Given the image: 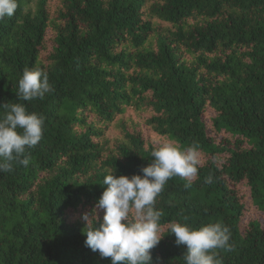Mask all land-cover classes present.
I'll list each match as a JSON object with an SVG mask.
<instances>
[{"label": "trees", "instance_id": "16d2710c", "mask_svg": "<svg viewBox=\"0 0 264 264\" xmlns=\"http://www.w3.org/2000/svg\"><path fill=\"white\" fill-rule=\"evenodd\" d=\"M17 3L0 20V103L44 125L29 165L0 172V264H111L85 245L82 214L105 175L142 174L163 140L197 146L200 165L156 198L151 264H185L172 221H220L223 264H264V0ZM25 68L53 91L18 101Z\"/></svg>", "mask_w": 264, "mask_h": 264}, {"label": "clouds", "instance_id": "9594fccd", "mask_svg": "<svg viewBox=\"0 0 264 264\" xmlns=\"http://www.w3.org/2000/svg\"><path fill=\"white\" fill-rule=\"evenodd\" d=\"M17 0H0V20L11 18ZM53 91L46 72L25 68L18 80V101L43 99ZM0 172L13 170V162L27 167L26 150L34 148L43 135L44 117L27 110L24 103H0ZM152 160L141 168L142 174L104 176V190L91 213L82 214L85 245L111 264H151V250L163 238L160 229L162 212L156 198L167 181L179 176L189 181L198 175L200 151L197 146L181 148L169 140L151 152ZM212 183V177L205 178ZM102 211V218L98 212ZM169 232L175 243L184 245L185 264H223L217 249L230 250V229L220 221L193 227L172 221Z\"/></svg>", "mask_w": 264, "mask_h": 264}, {"label": "rangeland", "instance_id": "374dc122", "mask_svg": "<svg viewBox=\"0 0 264 264\" xmlns=\"http://www.w3.org/2000/svg\"><path fill=\"white\" fill-rule=\"evenodd\" d=\"M208 117V116H207ZM163 141H165V140H163Z\"/></svg>", "mask_w": 264, "mask_h": 264}]
</instances>
